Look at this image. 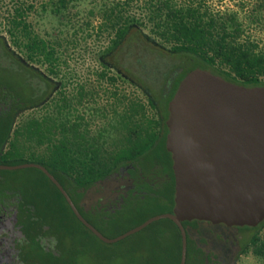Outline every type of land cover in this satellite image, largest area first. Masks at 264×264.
Masks as SVG:
<instances>
[{
    "label": "trees",
    "instance_id": "trees-1",
    "mask_svg": "<svg viewBox=\"0 0 264 264\" xmlns=\"http://www.w3.org/2000/svg\"><path fill=\"white\" fill-rule=\"evenodd\" d=\"M71 1L48 0L40 15L63 20ZM94 2L97 7L89 14L102 17L96 32L106 41L96 49L93 87L105 88L108 95L105 100L96 99L91 110L81 111L86 86L76 91L66 86L68 61L60 48V33L54 41L37 31L34 4L26 6L18 0L9 28L14 47L0 44V56L15 58L0 62V164L45 165L78 206L79 189L122 166L152 160L166 163L164 187H150L147 193L128 197L114 213L90 217L78 206L104 235L116 237L151 216L174 209L175 176L166 147V121L169 102L181 80L201 67L238 84L264 85V47L259 38L264 30V0H256L245 13L244 5L212 10L197 0H150L140 12L131 9L134 0ZM28 10L32 14L27 19ZM251 24L262 32H253ZM120 79L142 89L145 98L119 92ZM31 108L40 109L39 114L19 118ZM24 172L29 175L19 180L0 173V197L10 193L19 199L24 264H126L127 254L88 249L92 236L103 241L78 219L41 169L25 168ZM144 207L152 209L136 224L117 234L107 233L119 220ZM183 224L188 238L186 264H238L239 256L250 248L264 258V221L231 227L197 219ZM144 230L149 233L147 241L133 245L128 256L135 249L143 253L128 264H180L182 234L173 220L160 219ZM84 257L91 262L85 263Z\"/></svg>",
    "mask_w": 264,
    "mask_h": 264
},
{
    "label": "water",
    "instance_id": "water-1",
    "mask_svg": "<svg viewBox=\"0 0 264 264\" xmlns=\"http://www.w3.org/2000/svg\"><path fill=\"white\" fill-rule=\"evenodd\" d=\"M167 150L172 153V212L108 237L82 214L49 169L37 162L0 164L2 169L39 168L63 193L78 219L99 239L115 243L155 221L169 218L182 234L180 264L188 251L185 221L257 226L264 221V85L247 86L198 67L180 82L169 102Z\"/></svg>",
    "mask_w": 264,
    "mask_h": 264
},
{
    "label": "rangeland",
    "instance_id": "rangeland-1",
    "mask_svg": "<svg viewBox=\"0 0 264 264\" xmlns=\"http://www.w3.org/2000/svg\"><path fill=\"white\" fill-rule=\"evenodd\" d=\"M2 1L5 0H0V7ZM22 1L25 2L26 0ZM46 1L48 0H32V3L35 6V10L33 11V26L37 31H40L41 34L48 35V38H52L54 41H56L55 38L57 36V33H60V48L61 51L64 53L63 58L67 59L68 61V65H66L65 68L67 73L66 86L69 87L68 90L71 91H76L80 86H86L85 92H87V94L85 95V98H83L80 102V104H82L80 105V107L81 111H84V108L91 110V108L93 107V103L96 99L105 100L108 95L105 88H103V90H98L96 87H93V85L97 82V80H95L96 49L97 47L102 46L104 44V41H106L103 36H98L96 32L98 26L103 24L101 20L102 17H94L90 16L89 14L90 9L97 7V4L93 5L95 3L94 0H76L75 2L73 0V2L71 1V3L69 4L68 8L64 10V18L62 20L61 16L60 18L46 15L41 17L40 13H43L41 12V9L42 6L46 5ZM149 1L150 0H134L133 7L131 9L133 11L140 12L144 10L145 5ZM197 1L201 3L205 1L204 5L209 6V8H211L212 10H225L228 8L238 9L241 8V5H244L245 7L243 13H245V10H249L250 7H252V5H254V3L256 2V0ZM34 13L36 14L34 15ZM147 25L148 26L145 27V29L148 31L150 30L152 24L149 23ZM0 26V36L7 35L5 32L6 27H4L3 24H1ZM251 27L253 32L261 31L260 29H258L257 26H254V24H251ZM262 31V34L261 36H259V38L261 39L260 41L262 47H264V30L262 29ZM22 57V59L25 60V55H22ZM158 59H160L162 63L168 62L167 58L163 59L157 57V60ZM122 81L123 80L120 79V81L117 82L119 92L127 93L131 97L145 98L142 89L132 84L128 85L127 82L123 83ZM39 110L40 109L36 108L27 109L19 115V118L38 115ZM24 171L25 168L2 169L0 170V173L6 178L14 180L16 178H23L24 176L29 175H24ZM151 209L152 208L144 207L143 210H139L133 215L131 214L122 218V220H119L116 225L112 226L107 233L109 235H113L119 232H123L125 229L136 224L141 218L149 214ZM144 229L115 243H106L104 241L101 242L92 236L91 239L89 238L90 245L89 248H87L90 249L91 247H96V249H98L100 253L102 251V253L106 255H111L114 253H122L123 255L127 254V258L126 260H124V262L128 264L133 259L139 258L140 254L143 253L142 251L135 249L136 251L132 252L131 255L128 256V251L131 250L133 245L138 243L140 245L142 242L145 243L147 241L149 233L147 232V230ZM18 230L19 228H16L19 238L21 235ZM241 234L242 235L240 237H244V233ZM248 234L249 233L246 232L245 235ZM262 235L264 236V228H262ZM67 241L70 242L71 240L67 239ZM25 244L27 246H31V242L29 241H25ZM55 252L56 254H58V251ZM84 259L85 263L91 262L89 257H84ZM237 262L238 264H264V258L263 256L256 255L253 251V248H250L247 252H244L239 256Z\"/></svg>",
    "mask_w": 264,
    "mask_h": 264
},
{
    "label": "flooded vegetation",
    "instance_id": "flooded-vegetation-1",
    "mask_svg": "<svg viewBox=\"0 0 264 264\" xmlns=\"http://www.w3.org/2000/svg\"><path fill=\"white\" fill-rule=\"evenodd\" d=\"M17 2L18 0H5L0 7V25L6 27L7 34L0 36V44H5L9 49L14 47L9 28L15 18ZM25 2L26 6L32 4V0ZM31 14V10H28L26 18L31 17ZM14 60L15 58L9 56H0V62ZM165 171H169L166 163H161L159 160L122 166L86 189H79L82 195L78 196V206L90 217L98 213H114L121 208L128 197L147 193L150 187L153 189L164 187L163 183L168 179ZM18 201V197L10 193L0 197V264H24L21 259V246L25 235L18 224ZM16 228H19L21 235L19 238Z\"/></svg>",
    "mask_w": 264,
    "mask_h": 264
}]
</instances>
